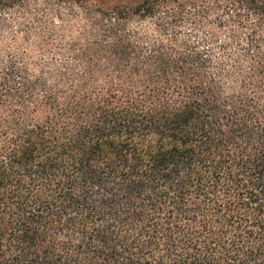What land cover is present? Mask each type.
<instances>
[{
	"label": "trees",
	"instance_id": "trees-1",
	"mask_svg": "<svg viewBox=\"0 0 264 264\" xmlns=\"http://www.w3.org/2000/svg\"><path fill=\"white\" fill-rule=\"evenodd\" d=\"M0 264H264V0H0Z\"/></svg>",
	"mask_w": 264,
	"mask_h": 264
}]
</instances>
